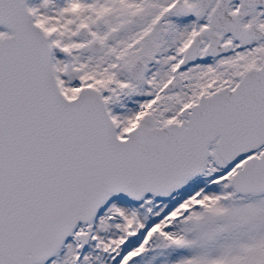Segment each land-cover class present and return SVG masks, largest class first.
I'll return each instance as SVG.
<instances>
[{
	"label": "snow or ice",
	"instance_id": "6c2138e0",
	"mask_svg": "<svg viewBox=\"0 0 264 264\" xmlns=\"http://www.w3.org/2000/svg\"><path fill=\"white\" fill-rule=\"evenodd\" d=\"M0 264H264V0H0Z\"/></svg>",
	"mask_w": 264,
	"mask_h": 264
}]
</instances>
